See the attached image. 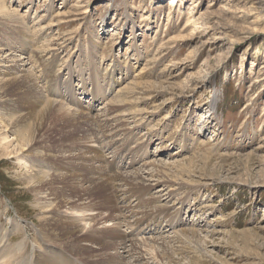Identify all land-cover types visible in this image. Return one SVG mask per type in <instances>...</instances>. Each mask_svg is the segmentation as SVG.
<instances>
[{
	"label": "rangeland",
	"instance_id": "374dc122",
	"mask_svg": "<svg viewBox=\"0 0 264 264\" xmlns=\"http://www.w3.org/2000/svg\"><path fill=\"white\" fill-rule=\"evenodd\" d=\"M3 46L18 55L0 54V249L14 253L9 264H34L46 216L76 220L61 214L65 207L40 208L46 200L25 166L75 172L87 179L82 193L99 165L89 157L93 142L81 143L84 164L69 151L57 167L32 150L6 155L20 149L32 121L12 117L2 93L25 72L41 75L43 60L28 59L34 48L55 57L56 113L89 112L109 174L151 184L141 199L147 208L129 199L137 216L126 212L125 240L114 248L101 247L112 243L102 226L113 222L78 225L89 231L82 242L50 231L69 262L108 252L123 264H264V0H0ZM115 203L128 200L122 194ZM144 209L170 217L156 224L154 214L140 218Z\"/></svg>",
	"mask_w": 264,
	"mask_h": 264
},
{
	"label": "bare ground",
	"instance_id": "6f19581e",
	"mask_svg": "<svg viewBox=\"0 0 264 264\" xmlns=\"http://www.w3.org/2000/svg\"><path fill=\"white\" fill-rule=\"evenodd\" d=\"M40 45L38 47L42 49L43 45L48 44L43 43L41 46ZM4 46L0 48V54H5L4 56L1 55V58L4 57L8 60H16L18 57V55H16L17 48L6 47L7 50H4ZM49 50L50 49H43L40 51L34 48L32 51H30V57H28L29 60H32V62L35 63L43 60L42 65H40V67L42 66L43 69L41 75L35 73L32 69L27 73L25 72V75L23 74L20 78L17 76L18 80L15 79V83L11 80L12 83L9 82L10 86L7 84L8 87L3 90L2 97H6L5 99L13 108L11 111L12 117L16 119L21 118V120L25 122L32 121V129L28 130L21 136L20 149L10 151L6 155L13 157L20 151L24 153L26 151L29 152L32 150V156L35 154L39 157H47L50 159L51 165L57 167L56 165L58 162L56 161L61 160L59 155H61L62 151H69L68 154H62L67 155L69 158H73L77 164H84V152L79 150L81 143L86 144L88 142H93L95 144L90 149L92 155L89 157L94 162H96V164H99L98 169L96 170V174L93 176L94 181L91 183V186L85 188L82 193L80 192V183H86L87 179L81 178L82 176L76 174L75 172H65V168L62 169L61 167L58 168L57 171L50 172L48 169H46V167L40 165L37 166L35 164L25 166L24 168L26 170L25 172L29 174V178L32 181V189L36 190L38 194L44 195L41 196L40 199H45L46 201L45 204H42L43 206H40V208L46 207L49 208L47 211H54L56 208L65 207L66 210L61 214H65L66 216L71 215L76 218L75 221L70 219H62L56 213H54L55 215L52 217L46 216L43 218V223L51 222L47 226L41 227L43 229L42 234H44L51 243L46 244L45 241H48L46 238H44L45 241L41 243L40 239L37 238L35 240L41 245L37 242L40 248L36 246L39 251H37L35 254L34 264H79L77 260L81 261L82 263H86L85 260H82L74 255L73 257L69 256V262L65 257L67 255L64 250L58 246L60 243L64 244V242L54 238L50 231H55L57 233L61 232L63 234L61 235L68 239V241H73L71 238L77 237L78 241L82 242L87 237L89 231L86 230L85 232H82V230L78 228V225H89L90 228L94 229L97 226L104 225L106 222H113V225L110 227H106L105 225L102 226L105 227V234L102 237L109 238L112 243H101V247L107 250L114 248L119 240L120 243L118 244H122V242L125 240L124 237L121 236L119 229L121 226L125 225L123 218L128 216L126 212H130L132 216H137L135 210L132 208L129 209V199L135 198V201L139 200V205L137 204V208H147L149 202L142 203L141 199L146 193H148L149 189L151 188V184L147 185L142 183L136 179L137 176L130 179L129 177L127 178L120 174H109L107 169L108 166L104 165L105 156L101 154V151H97V149H95L96 144H98L99 141L96 139V133L94 132L96 124L94 125L92 121L93 116L89 115V112L78 109L77 111L70 110L72 112L62 111L61 114L57 112L59 114L57 115L56 111L58 109H56V104H54L56 100L51 95L52 93L53 95H58L56 94V91L53 90V87H57L58 85L60 88L61 84L60 82L57 83V79L52 74V62H54L55 57H45V53H47V51L49 52ZM40 78L43 80L42 82H44L42 83L44 88L42 85H38V80H40ZM66 82H68V84L65 86L68 89L71 87L69 85V82L71 81ZM113 83L114 81L109 79V86ZM10 95L14 99L10 100ZM62 106H64V104ZM61 109H59V111ZM30 118H32V120H30ZM101 126L102 124L100 123L98 127L100 128ZM116 126L120 127V125ZM100 129L102 130V128ZM103 131H108V128H104ZM5 144V146L2 148L9 149L10 142H5ZM67 148L70 149L67 150ZM42 150H47L49 154H53H44V151ZM75 151L78 152V154L72 155V153ZM113 188L115 192L113 191ZM163 189L164 188H160L159 191H162ZM110 190L111 194L108 193ZM112 192L115 196L112 194ZM122 194L123 200H128V203L124 206H119L115 203V197H119V195ZM74 197H78L79 199L73 200ZM42 203H44V201H42ZM165 211L166 209L161 210L160 212L147 213L148 211L144 209L140 218H143L145 215L154 214V218H149L150 220L147 219L146 221L149 220L153 223L156 222V224L158 222L159 224V221L156 219V217L160 216V218L164 217V219L170 217L169 213ZM53 217L55 219H53ZM183 233L185 234V231ZM3 239L4 236L0 238V243L3 242ZM13 240L14 237L11 236L9 241ZM18 249L24 250L23 245H19ZM50 249L51 252L49 253L48 250ZM83 250L86 253L90 252L89 248H83ZM13 254L14 253L12 250L10 254L9 252L7 253L3 250L0 251V261H2L1 264H9L11 260L9 258L13 257ZM122 257L124 258V256ZM24 258H21L22 260L19 262L22 264H29L31 262L30 261L28 263V261H25ZM123 258H114L110 256L108 252H105V254H99L98 259L94 262H91L90 264H123Z\"/></svg>",
	"mask_w": 264,
	"mask_h": 264
}]
</instances>
